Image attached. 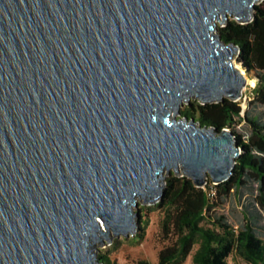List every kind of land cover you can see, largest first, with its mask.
<instances>
[{
  "label": "water",
  "instance_id": "obj_1",
  "mask_svg": "<svg viewBox=\"0 0 264 264\" xmlns=\"http://www.w3.org/2000/svg\"><path fill=\"white\" fill-rule=\"evenodd\" d=\"M262 1L0 0V264H100L172 171L232 177L236 135L181 108L241 100L214 20L250 23Z\"/></svg>",
  "mask_w": 264,
  "mask_h": 264
},
{
  "label": "trees",
  "instance_id": "obj_2",
  "mask_svg": "<svg viewBox=\"0 0 264 264\" xmlns=\"http://www.w3.org/2000/svg\"><path fill=\"white\" fill-rule=\"evenodd\" d=\"M221 40L238 48V61L247 71L256 70L258 84L253 89V101L264 105V0L256 6L254 19L240 23L234 18L218 28ZM183 116L195 118L204 128L213 127L217 132L230 129L237 137L243 152L238 157L232 177L219 185L211 180L204 187L172 171L165 178L163 196L156 207L164 212L162 237L165 245L159 252L157 264H185L193 253V264H228L230 256L237 252L247 264H264V239L251 224L235 229L217 218L215 212L223 205L235 188L247 185V180L259 181L260 195L257 202L264 209V125L251 120L252 132L247 140L238 134L234 126L242 117L241 102L224 98L221 102L202 104L192 98L183 105ZM244 120H247L244 117ZM214 190L215 195L210 196ZM139 238H143L145 228ZM100 264H117L108 254H96ZM136 264H150L139 260Z\"/></svg>",
  "mask_w": 264,
  "mask_h": 264
},
{
  "label": "rangeland",
  "instance_id": "obj_3",
  "mask_svg": "<svg viewBox=\"0 0 264 264\" xmlns=\"http://www.w3.org/2000/svg\"><path fill=\"white\" fill-rule=\"evenodd\" d=\"M232 18L230 15L227 17L228 20ZM218 19L220 22H218L217 18L214 20L217 28L221 27L222 16L220 15ZM224 24H226V20ZM232 62L243 69L247 77L253 79L256 83L254 86L248 84L244 89L243 97L239 100L242 106L243 118H237L238 123L234 126L236 132L247 140L252 132L251 120L264 125V105L253 101L254 94L252 92L258 84L259 72L256 70L246 71L238 61V54L233 57ZM183 109L184 106H182L181 110ZM244 117L247 120H244ZM260 186L261 183L259 181L248 179L247 185L235 188L232 191L231 195L224 200L223 205L217 208L215 216L217 218L224 217L226 223L238 230L244 228L249 223L256 234L264 239V209L257 202V197L260 195ZM135 201L132 208L134 212H140L142 215L141 226L136 236L124 238L123 236L114 237L111 235L112 243L110 245L107 242L103 243L104 247H98L100 243H97L94 246L95 253L108 254L117 264H136L139 260H146L150 264H157L159 252L165 245L161 231L164 212L157 208L156 204H143L144 200L141 198H137ZM142 228H145V233L143 238H139L137 235L142 233ZM197 248L198 246L196 245L194 252ZM193 253L188 257L185 264H193ZM228 264L247 263L239 253L234 252L228 259Z\"/></svg>",
  "mask_w": 264,
  "mask_h": 264
},
{
  "label": "bare ground",
  "instance_id": "obj_4",
  "mask_svg": "<svg viewBox=\"0 0 264 264\" xmlns=\"http://www.w3.org/2000/svg\"><path fill=\"white\" fill-rule=\"evenodd\" d=\"M238 66V65H237ZM239 67V66H238ZM240 68V67H239ZM242 70V73L244 74V76H245V78H246V80H247V83L248 84H251V85H255L256 83H255V81L253 80V79H249L248 77H247V75H246V72L243 70V69H241Z\"/></svg>",
  "mask_w": 264,
  "mask_h": 264
},
{
  "label": "built area",
  "instance_id": "obj_5",
  "mask_svg": "<svg viewBox=\"0 0 264 264\" xmlns=\"http://www.w3.org/2000/svg\"><path fill=\"white\" fill-rule=\"evenodd\" d=\"M213 185H215V184H213ZM214 195H215V191L214 190H211L210 191V196L213 197Z\"/></svg>",
  "mask_w": 264,
  "mask_h": 264
}]
</instances>
